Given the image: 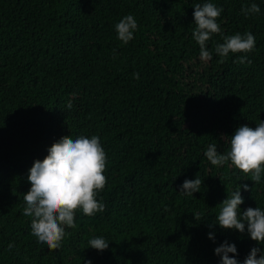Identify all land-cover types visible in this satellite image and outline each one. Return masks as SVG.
Masks as SVG:
<instances>
[{
	"label": "trees",
	"instance_id": "16d2710c",
	"mask_svg": "<svg viewBox=\"0 0 264 264\" xmlns=\"http://www.w3.org/2000/svg\"><path fill=\"white\" fill-rule=\"evenodd\" d=\"M205 2L223 8L208 61L193 38L195 4ZM251 3L260 12L245 15ZM128 14L138 29L123 44L115 24ZM246 32L254 50L221 62L216 44ZM244 55L250 64L237 62ZM261 120L264 0H0V264H221L215 248L225 241L243 264L264 244L247 225L224 229L216 216L244 184L241 213L264 209V174L255 184L204 153L210 144L226 153L239 126ZM67 135L100 137L107 183L97 199L105 210H78L53 251L32 235L23 197L34 161ZM197 175L200 191L182 194ZM95 237L108 249L91 248Z\"/></svg>",
	"mask_w": 264,
	"mask_h": 264
},
{
	"label": "clouds",
	"instance_id": "9594fccd",
	"mask_svg": "<svg viewBox=\"0 0 264 264\" xmlns=\"http://www.w3.org/2000/svg\"><path fill=\"white\" fill-rule=\"evenodd\" d=\"M223 12L212 2L195 4L194 22L196 28L193 38L200 46V58L208 61L212 58L207 48V42L214 34H221V27L217 22ZM245 15L257 14L260 7L256 3L242 8ZM138 24L133 15H125L115 24L117 38L128 44L134 39ZM256 46L255 36L251 32L224 36V42L215 46V53L221 57V62L229 54L249 53ZM239 63H251L247 56H240ZM136 79L139 74L134 73ZM67 107L72 108L71 101ZM230 148L218 152L216 144H210L204 155L212 165L222 166L229 161L256 183L261 181L264 174V120L253 128L248 124L239 126L230 136ZM106 152L100 142V137L79 135L75 139L71 135L62 136L48 149V155L43 159H36L27 177L31 184L30 190L24 194L25 207L22 214L31 217V232L39 243L46 244L50 250H57L62 246L66 235V228H75V216L82 210L86 216H94L105 210V204L97 199L107 183L105 176ZM222 180V177H221ZM203 181L186 179L181 185L180 192L192 196L200 191ZM241 188L249 189V185H240L220 205L221 210L216 216V222L224 229H235L247 232L252 240L264 244V209L248 207L242 213L240 205L244 203ZM197 221L200 214L194 213ZM213 225H210L212 227ZM210 238L215 239L213 233ZM91 248L104 251L109 247V241L103 237H95L88 241ZM14 245L9 244V249ZM229 253L235 254L230 256ZM258 253H261L258 256ZM215 254L221 256V264H241L236 258L238 249L235 243L223 244L215 248ZM87 264H91L89 260ZM243 264H264V252L259 247H253Z\"/></svg>",
	"mask_w": 264,
	"mask_h": 264
}]
</instances>
